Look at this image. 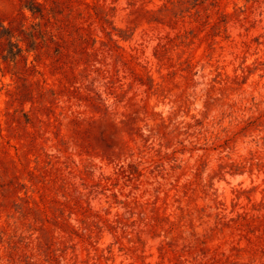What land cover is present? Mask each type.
<instances>
[{
    "label": "rangeland",
    "instance_id": "374dc122",
    "mask_svg": "<svg viewBox=\"0 0 264 264\" xmlns=\"http://www.w3.org/2000/svg\"><path fill=\"white\" fill-rule=\"evenodd\" d=\"M0 264H264V0H0Z\"/></svg>",
    "mask_w": 264,
    "mask_h": 264
},
{
    "label": "trees",
    "instance_id": "16d2710c",
    "mask_svg": "<svg viewBox=\"0 0 264 264\" xmlns=\"http://www.w3.org/2000/svg\"><path fill=\"white\" fill-rule=\"evenodd\" d=\"M42 8H43V3L39 2V1H34L33 2V6H32V9H34L35 11L37 12H42ZM58 20V19H57ZM69 27L68 24L66 25H59V33L58 34H52V38L56 37V35H59V38L62 40L63 43H67V39H66V35L68 33H66L67 31V28ZM79 42H81L82 44L85 43L88 39L83 35V34H80L79 35V38H78ZM59 52H61L59 50ZM63 52V51H62ZM77 122V121H76Z\"/></svg>",
    "mask_w": 264,
    "mask_h": 264
}]
</instances>
